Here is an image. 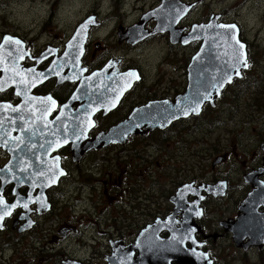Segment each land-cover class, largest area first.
I'll list each match as a JSON object with an SVG mask.
<instances>
[{
    "label": "flooded vegetation",
    "instance_id": "flooded-vegetation-1",
    "mask_svg": "<svg viewBox=\"0 0 264 264\" xmlns=\"http://www.w3.org/2000/svg\"><path fill=\"white\" fill-rule=\"evenodd\" d=\"M163 1L188 9L176 25L183 29L182 37L192 26L206 24L211 15L218 16L217 22L236 24L239 39L246 44L249 66L242 78H235L227 86L231 90L240 88L249 78V67L254 64L251 59L257 51V63L261 56L263 66L256 82L264 86L263 44L257 43L262 49L254 52L243 25L235 18L226 19V12L210 9L206 18H191L202 0H103L96 5L97 11L84 15L63 39L58 33L48 32L42 22L37 33L20 34L19 26L11 30L5 24L14 22L2 13L4 8L0 9V64L5 63V70L0 68V264H165V256L162 261L155 260L158 252L151 251L150 244L144 251L146 245L138 246L137 242L157 220L162 225L159 235L167 241L170 229H180L184 208L175 213L170 199L142 201L140 190L133 188L141 187L146 179L147 154L141 145L157 146L176 136L182 140L191 129L199 132L202 126L198 122L205 118V135H209L222 113L230 114L223 105L217 110L229 87H224L214 106L205 104L196 116L175 119L164 129L154 128L145 134L140 119L124 142L85 149L99 134L125 122L140 107L151 101L170 102L184 93L188 63L201 41L171 43L168 32H153L157 22L145 18ZM130 16L135 19L126 21ZM88 17L93 24L79 57L85 82L61 81L58 67L66 43ZM136 26L142 29L130 36L128 30ZM260 28L258 33H262ZM150 40L164 43L153 61L144 51ZM184 48L190 49L186 55L181 54ZM102 70L106 72L95 81V76L89 77ZM67 73L64 70L62 75ZM132 78L137 79L129 85L124 83ZM237 95L238 90L231 93V97ZM254 141L251 157L240 156L243 194L237 200L231 199L227 178L193 177L175 182V193L189 183L195 189L201 183L226 182L225 195L202 199L197 206L201 212L193 218L200 229L193 242L201 243L193 250L209 253L212 264H264V244L245 248L243 244L249 240L244 238L242 245H237L229 229L241 215L240 203L249 194L252 182L264 184V137ZM218 152L212 168L224 166L230 159L227 152ZM131 192L136 196L130 197ZM124 197L130 200L124 202ZM195 198L191 194L186 204ZM214 203L217 205L211 206ZM262 211L261 206L257 213ZM173 258L168 264H177Z\"/></svg>",
    "mask_w": 264,
    "mask_h": 264
},
{
    "label": "water",
    "instance_id": "water-1",
    "mask_svg": "<svg viewBox=\"0 0 264 264\" xmlns=\"http://www.w3.org/2000/svg\"><path fill=\"white\" fill-rule=\"evenodd\" d=\"M186 10L188 9H185L183 6L181 7V5H176V3L163 1L156 11L148 14L145 18L146 21L152 18L157 22L153 32H168L171 43L201 41L196 54L192 56L188 63V81L184 93L176 96L170 102L165 100L151 101L150 104L140 107L137 111H133L125 122L120 123L108 132L99 134L93 143H90L85 149H96L110 143H117L118 141L124 142L127 140L128 134L135 131L137 123L140 122V125L146 128L142 131V134H145L146 132H151L154 128L164 129L175 119L187 118L191 115L196 116L205 104L215 105L216 99L221 96L225 86L230 85L235 78H242L241 74L248 68L249 63H247L246 44L239 39L240 31L236 24H230L235 25V28L221 27L226 24L217 22L218 16L211 15L206 24L202 23L192 26L189 34L182 37L180 33L183 29L177 28L176 25L180 18L185 15ZM91 21L92 18L89 17L84 20L66 43V50L60 58L62 65L58 67L61 71L62 77L59 75L61 81L85 82L83 76L84 70L80 66L79 57L82 54L83 44L88 35L87 31L93 24ZM140 28V26H136L129 29V35L131 36L136 30L139 31ZM136 37H140V33ZM15 46H12V49L16 51ZM12 49L7 50L10 51ZM4 64V62L1 63L0 68H4L5 70ZM13 65L14 63L9 64V66ZM64 70L68 71L65 76L62 75ZM104 72L106 70L96 71L91 73L89 77L91 78L92 76L94 78L95 76L93 80L95 81ZM134 79L137 78L126 79L124 83L129 85ZM140 119L141 121L139 122ZM138 127L140 128L139 125ZM217 162L219 161L217 160ZM225 189L226 182L224 181L213 185L201 183L195 189L191 183L182 186L169 198L174 203L175 213L179 208H184L180 229H170V236L165 241L159 235L162 225L157 220L155 224L147 227L142 232L140 236L142 243L139 240V243L137 242L138 246L142 244L146 245L143 249L145 251L148 250V244H150L149 249L158 252L157 256L154 257L155 260L160 259L159 261H162L165 256V264H168L173 257L177 264H212L209 253L193 250L197 246H201V243L193 242L194 234L200 231L193 218H197L201 212L197 206L202 199L209 195L213 197L224 196ZM203 190L204 194L202 193ZM191 194L196 195V198L189 204H186L185 201ZM261 206L263 207L262 213H257V210ZM185 209L186 212H184ZM240 210L241 215L238 216L236 224L229 227L233 234V241L237 245H242L243 239L247 238L249 241L243 244V247L246 248V246L251 245L262 246L264 244V184L262 182H252L249 194L240 203ZM170 217L173 218V215ZM188 243L191 245L190 248L187 247ZM162 252H164V255ZM176 256L178 258H175ZM159 264H163V261L162 263L159 262Z\"/></svg>",
    "mask_w": 264,
    "mask_h": 264
},
{
    "label": "rangeland",
    "instance_id": "rangeland-1",
    "mask_svg": "<svg viewBox=\"0 0 264 264\" xmlns=\"http://www.w3.org/2000/svg\"><path fill=\"white\" fill-rule=\"evenodd\" d=\"M100 2L103 0H2L0 9L4 8L2 13L14 22L5 24L11 30H15L14 26H19L20 34L37 33L41 31L39 27L43 23L48 32L58 33L63 39L65 33L75 27L76 22L84 15L97 11L96 5ZM102 7L104 6L99 9L100 15L104 11ZM210 9L226 12V15L223 13L226 19L235 18L239 21L245 28L244 35L250 40L253 51L262 49L257 43L264 46L263 1L202 0L200 9L196 10L191 18H206ZM134 19L135 17L130 16L126 21ZM46 21L48 22L45 23ZM259 28L262 33H258ZM163 45L159 40H150L144 49L148 59L155 60L164 48ZM189 52V48H184L181 54L186 55ZM256 54L260 55V51L253 54L254 59L252 58L251 62L254 64L249 67L252 68L250 75L248 74L249 78L244 80L240 88L234 86L231 90L227 86L229 88L224 91L217 110L223 105V109L227 107L230 114L222 113L217 126L209 135H205L208 126L205 118L198 122L202 126L199 132L191 129L182 140L176 136L157 146L141 145L147 154L146 179L142 181L141 187L133 188L140 190L142 201H167L170 195L175 193L176 181L181 182L193 177L206 180L227 178L232 187L229 192L231 199L237 200L243 194L240 181L243 164L240 162V156L250 158L256 146L254 139L264 137V86L262 82H256L259 80L263 63L261 56L258 57L259 64L257 63ZM235 90H238V95L231 97ZM215 117L217 115L212 118ZM220 150V155L227 152L230 159L224 166L212 168L214 154ZM234 153H237L238 157L235 158ZM131 196L136 195L131 192ZM129 200L123 198L124 202ZM216 205L217 203L211 204L213 207ZM235 257H238V254Z\"/></svg>",
    "mask_w": 264,
    "mask_h": 264
},
{
    "label": "snow or ice",
    "instance_id": "snow-or-ice-1",
    "mask_svg": "<svg viewBox=\"0 0 264 264\" xmlns=\"http://www.w3.org/2000/svg\"><path fill=\"white\" fill-rule=\"evenodd\" d=\"M221 27H227V28H235V25H222ZM238 42V41H237ZM243 47V45H241ZM0 203H3L2 200H0ZM12 207H15V205H12ZM24 207H27V204L24 205ZM9 212H5L4 215H9ZM3 217H0L2 219Z\"/></svg>",
    "mask_w": 264,
    "mask_h": 264
}]
</instances>
